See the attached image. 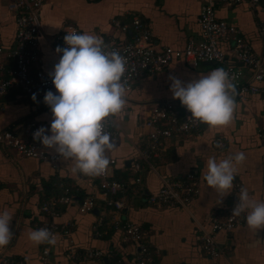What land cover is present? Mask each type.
<instances>
[{"label": "crops", "instance_id": "obj_1", "mask_svg": "<svg viewBox=\"0 0 264 264\" xmlns=\"http://www.w3.org/2000/svg\"><path fill=\"white\" fill-rule=\"evenodd\" d=\"M9 1L0 0V42L5 52L13 48L16 33V16L8 8ZM205 2L45 0L40 14V62L33 70L39 67L47 74L53 70L61 56L55 51L57 46L61 47L57 36L66 23L102 38L108 45L130 37V31L122 32L112 20L129 22L132 15H137L147 25L156 49H183L189 40L203 39L198 17ZM215 12L218 18L237 27L254 52L264 58V41L259 32L264 21L262 7L244 1L218 5ZM232 63L241 68L243 79L250 80L249 68ZM5 64L12 65V60L5 58ZM218 67L221 66L215 63L192 66L182 59H173L159 71L147 70L126 90L123 111L106 119L114 142L106 155L115 160L108 179L126 180V187L119 193L123 201L120 215L146 233L143 239L151 257L146 264H210L201 249L200 235L210 232L213 220L222 219L233 206L234 185L246 187L251 198L264 201V139L259 136L264 130V92L251 95L244 102L235 95L236 108L228 125L209 127L201 123L196 132L167 138L160 156L152 160L151 166L139 175L133 171L139 148L146 138L142 118L156 101L180 102L170 91V77L188 82ZM32 120L40 127L50 128V108L25 102L17 90L0 97V133L11 129L25 139ZM217 141L221 147L216 146ZM237 152H243L246 159L235 165L236 176L230 192L220 196L204 180L207 160L219 161ZM49 153L58 154L55 149ZM73 163L60 155L55 161L23 157L0 144V212L8 211L13 217L10 222L13 236L7 246L0 247V264H40L44 244H34L28 234L51 220L40 210L42 201L63 195L66 187L70 189L69 200L59 204V213L54 218L59 227L56 243L50 245L54 264H115L117 260L120 264H138L134 242L107 225L104 231H98L96 222L100 215L108 220L112 211L103 200L101 179L73 174ZM185 174L193 175L198 183V191L186 209L147 202L149 195L161 189L164 178L181 179ZM137 176L139 182L135 181ZM89 196L95 199V206L89 211H80V199ZM215 242L220 250L217 264H264V228L251 229L245 219L233 230L217 233ZM89 249L111 251L114 255L104 254L93 261L80 259Z\"/></svg>", "mask_w": 264, "mask_h": 264}, {"label": "built area", "instance_id": "obj_2", "mask_svg": "<svg viewBox=\"0 0 264 264\" xmlns=\"http://www.w3.org/2000/svg\"><path fill=\"white\" fill-rule=\"evenodd\" d=\"M248 2L250 5L262 7L264 0H206L202 5L198 17V23L203 39L200 41L189 40L183 49L163 47L156 49L147 25L137 15H132L129 22L113 19L112 23L122 32L130 31V37L122 42L108 44L105 51H118L127 59L126 72L123 79L126 82V90L130 89L136 78L145 71H159L171 60L182 59L186 63L196 66L201 63L210 62L220 65L229 71L233 77L236 88V97L239 101H246L251 95L262 91L264 83V58L257 55L251 45L241 36L240 30L227 21L216 16L215 8L218 5H233L240 2ZM45 0H10L8 8L16 16L15 44L8 52L0 42V97H4L11 90H18L21 98L30 104L40 106L44 104L43 97L46 91L54 93L56 89L49 74L38 66L40 62L39 34L41 30L40 14ZM76 26L66 23L61 33L57 36L61 47H66L63 37ZM260 35L264 41V21L259 26ZM62 55V53H61ZM5 58L12 60V65L5 64ZM3 59V60H2ZM237 62L250 69V80L243 79V71L232 62ZM36 95L33 101L32 95ZM142 125L146 128V138L143 146L139 148V158L133 164V171L139 175L145 167L152 164V160L160 156L163 142L170 137L179 134L196 132L201 122L193 119L191 113L177 102L161 100L153 103L147 114L142 118ZM104 131L111 133L109 122H103ZM40 128L37 122H29L26 133L27 138H22L11 129L0 133V144L6 148H12L18 155L35 158L38 160L55 161L58 154H50L49 150L39 140L33 139V133ZM50 135V132L46 133ZM264 139V130L259 133ZM220 141H217V144ZM110 164L106 172L99 176L103 200L111 208L109 219L105 220L102 214L96 222V227L105 230V225H110L119 230L123 238L134 242L137 246L136 261L138 264H146L151 260L150 249L144 242L145 232L139 226L127 220H123L120 209L123 208L121 193L126 184L115 180H109L108 176L115 160L110 158ZM139 176L135 181L139 182ZM242 186L236 183L233 187L235 197L233 206L226 212L222 219H214L210 232L200 235L201 249L209 259L210 264H217L216 257L220 250L215 242V235L221 231H231L244 220V215L233 216L232 210L238 202L239 190ZM198 183L194 176L185 174L181 179L164 178L161 189L147 197V202L152 205L178 206L186 209L189 201L196 195ZM70 189L66 187L64 194L47 198L40 205L41 212L47 214L51 220L39 224L36 229L47 228L56 235L59 227L54 218L59 213V204L68 202ZM95 199L91 196L81 200L80 211L85 212L93 209ZM106 222V224H105ZM100 232V231H99ZM104 254L114 255L113 252H102L101 250H86L80 259L93 261L101 258ZM40 264H54L50 245L44 244L39 255ZM1 264H4V262ZM115 264H120L117 260Z\"/></svg>", "mask_w": 264, "mask_h": 264}, {"label": "clouds", "instance_id": "obj_3", "mask_svg": "<svg viewBox=\"0 0 264 264\" xmlns=\"http://www.w3.org/2000/svg\"><path fill=\"white\" fill-rule=\"evenodd\" d=\"M66 47L57 46L59 61L49 72L56 89L45 92L43 102L50 108V128L40 127L33 133L47 148L65 160L74 161L71 172L86 176L103 175L110 164L106 152L114 147L113 138L104 131L103 122L120 114L126 103L127 59L118 51H105L102 38L83 31H68L63 37ZM170 91L174 99L191 113V117L209 127L228 125L236 108V88L233 77L223 67L184 82L170 77ZM33 101L36 95H32ZM50 132L49 134H46ZM217 147H221L218 143ZM246 159L243 152L217 161L207 160L204 180L220 196L227 195L233 187L236 164ZM244 215L251 229L264 228V201L250 197L249 190L241 187L233 216ZM8 211L0 212V247L12 239ZM28 239L34 244L55 245L56 238L47 228L32 230Z\"/></svg>", "mask_w": 264, "mask_h": 264}, {"label": "trees", "instance_id": "obj_4", "mask_svg": "<svg viewBox=\"0 0 264 264\" xmlns=\"http://www.w3.org/2000/svg\"><path fill=\"white\" fill-rule=\"evenodd\" d=\"M18 91V90H17ZM264 92V83L262 84V91L261 92H259L258 94H260V93H263ZM2 98V97H1ZM178 104H181L180 102H177ZM112 180H115V181H118V182H123V183H125V184H127L126 183V180H117V179H112ZM117 197H120V194L119 195H117ZM81 200L82 199H80V202H81ZM105 224H106V222H105ZM106 226V225H105ZM110 225H107V227H109ZM116 258L114 257V259L113 260H115Z\"/></svg>", "mask_w": 264, "mask_h": 264}, {"label": "water", "instance_id": "obj_5", "mask_svg": "<svg viewBox=\"0 0 264 264\" xmlns=\"http://www.w3.org/2000/svg\"><path fill=\"white\" fill-rule=\"evenodd\" d=\"M205 63H210V62H205Z\"/></svg>", "mask_w": 264, "mask_h": 264}]
</instances>
